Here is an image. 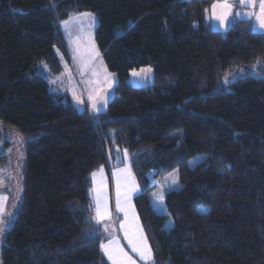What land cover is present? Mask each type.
Wrapping results in <instances>:
<instances>
[{"label":"trees","instance_id":"obj_1","mask_svg":"<svg viewBox=\"0 0 264 264\" xmlns=\"http://www.w3.org/2000/svg\"><path fill=\"white\" fill-rule=\"evenodd\" d=\"M214 1L0 0V125L25 159L0 264H112L89 195L108 149L130 153L153 264H264V32L245 19L214 29ZM84 11L98 14L118 75L98 114L38 72L43 61L60 69V22ZM145 66L154 81L131 84ZM174 170L160 210L150 173Z\"/></svg>","mask_w":264,"mask_h":264},{"label":"rangeland","instance_id":"obj_2","mask_svg":"<svg viewBox=\"0 0 264 264\" xmlns=\"http://www.w3.org/2000/svg\"><path fill=\"white\" fill-rule=\"evenodd\" d=\"M99 16L93 11L73 13L68 19L60 22L66 54L59 51L61 62L60 69H56L49 62H41L39 73H42L49 81L51 92L63 95L78 108H87L94 114L107 109L110 100L115 96V85L118 75L112 71L100 49L96 39V29ZM133 73H136L133 75ZM155 72L151 66L135 68L131 70L129 82L136 86L147 85L154 81ZM93 104L96 108H93ZM114 140V135H111ZM8 144H7V142ZM107 163L91 174L92 186L89 195L94 206V219L100 225L99 234L102 235V245L107 244L113 237L117 238L124 251L136 261V264H153V252L141 223L134 198L141 192L132 168V160L128 151H107ZM199 156L196 161L201 160ZM194 165V163H193ZM25 159L21 148V141L11 127L4 129L0 125V251L6 240L7 229L16 211L18 199L22 191L24 179ZM127 169L121 173V191L128 190V201L125 205L130 231L139 228L146 238V244L151 250V259L142 260L132 251L128 239L125 238L124 229L120 227L125 222V213L116 207L117 171ZM150 173L155 188L152 199L160 210H164L163 199L167 191L179 183L176 170L160 177H154ZM104 184L107 192V205L109 216L103 220L96 219L94 188ZM162 194V198H160ZM134 217V218H133ZM139 234V233H137ZM103 248V247H102ZM103 252L105 254L104 248ZM106 255V254H105ZM108 258V256L106 255ZM111 261V260H110ZM112 262V261H111Z\"/></svg>","mask_w":264,"mask_h":264},{"label":"snow or ice","instance_id":"obj_3","mask_svg":"<svg viewBox=\"0 0 264 264\" xmlns=\"http://www.w3.org/2000/svg\"><path fill=\"white\" fill-rule=\"evenodd\" d=\"M240 2L245 7H251L253 9H255L256 7L253 0H240ZM217 7L230 10L232 8V5L227 2L218 5H213V14L215 18L220 20L222 23L226 22L228 17L232 15V13L230 11H226L222 15H216L215 9ZM236 15H240V13H236ZM246 15L249 17H255L256 21L259 22V26L261 28H264V0H260L259 13L252 11L246 13ZM135 74L136 73H133V75ZM93 108H96L95 104H93ZM126 171L127 169H119L117 171L116 207L120 212L125 213V222L122 223L120 227L124 229L125 238L128 239V243L131 245L132 251L137 253L142 260L148 261L151 259V250L146 244V238L143 236L142 231L139 228H135L132 231L129 230L131 225L129 223L128 214L125 207L128 201V190L125 182L126 190L122 193L120 177V174ZM92 175L93 177H95L96 173H93ZM93 191L96 219L98 221L103 220L106 216L110 215L107 205L106 185L101 184L94 188ZM160 198H162V194ZM102 247L104 248L105 254L108 256V259L112 261V264H136V261L133 260L132 257L124 251L123 247L120 246V242L117 238L113 237L112 240H110L107 244L102 245Z\"/></svg>","mask_w":264,"mask_h":264},{"label":"crops","instance_id":"obj_4","mask_svg":"<svg viewBox=\"0 0 264 264\" xmlns=\"http://www.w3.org/2000/svg\"><path fill=\"white\" fill-rule=\"evenodd\" d=\"M229 3L232 5V8L230 10H226L220 7H217L215 9V14L216 15H222L226 11H230L232 15H230L227 19L226 22H221L220 20L216 19L214 14H213V5H218L222 3ZM255 3L256 7L255 9L251 7H245L244 5L241 4L240 0H215L209 9L207 10V20L210 22L212 27L216 30L220 31H225L229 28L230 25H232L235 21L239 19H245V20H250L253 25V29L257 32H264V28H261L259 26V22L256 21L255 17H249L246 15L248 12L255 11L256 13H259V3L260 0H253ZM236 13H240V15H236ZM83 110V109H80ZM90 111V110H89ZM91 112V111H90ZM92 113V112H91ZM115 140V139H114Z\"/></svg>","mask_w":264,"mask_h":264}]
</instances>
